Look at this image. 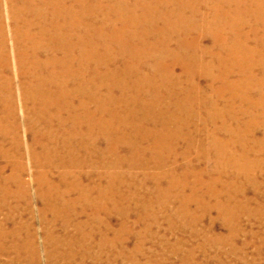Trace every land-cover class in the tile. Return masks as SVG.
Wrapping results in <instances>:
<instances>
[{
  "label": "rangeland",
  "instance_id": "1",
  "mask_svg": "<svg viewBox=\"0 0 264 264\" xmlns=\"http://www.w3.org/2000/svg\"><path fill=\"white\" fill-rule=\"evenodd\" d=\"M0 264H264V0H0Z\"/></svg>",
  "mask_w": 264,
  "mask_h": 264
},
{
  "label": "bare ground",
  "instance_id": "2",
  "mask_svg": "<svg viewBox=\"0 0 264 264\" xmlns=\"http://www.w3.org/2000/svg\"><path fill=\"white\" fill-rule=\"evenodd\" d=\"M13 2V1H12ZM193 2V1H192ZM81 7V6H80ZM85 8V7H84ZM80 18V17H79ZM81 20V19H80ZM84 82V81H83ZM206 89V88H205ZM177 90V89H176ZM177 101V100H176ZM218 105V104H217ZM76 146V145H75Z\"/></svg>",
  "mask_w": 264,
  "mask_h": 264
}]
</instances>
